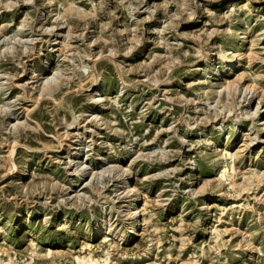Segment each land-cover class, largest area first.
I'll return each instance as SVG.
<instances>
[{"label":"rangeland","instance_id":"374dc122","mask_svg":"<svg viewBox=\"0 0 264 264\" xmlns=\"http://www.w3.org/2000/svg\"><path fill=\"white\" fill-rule=\"evenodd\" d=\"M263 123L264 0H0V264H264Z\"/></svg>","mask_w":264,"mask_h":264},{"label":"bare ground","instance_id":"6f19581e","mask_svg":"<svg viewBox=\"0 0 264 264\" xmlns=\"http://www.w3.org/2000/svg\"><path fill=\"white\" fill-rule=\"evenodd\" d=\"M242 34V33H241ZM241 39H243V38H241ZM245 39V38H244ZM241 42V41H240ZM240 42H238L237 43V47H239V46H241V43ZM240 43V44H239ZM236 47V48H237ZM237 50V49H236ZM237 61V60H236ZM238 63H234V62H229V63H227L226 64V66H225V70H224V72H223V77L225 78V81H226V83H227V86L225 87L226 89H228V88H230V86H233V85H231L229 82H228V77H229V72L231 71V69H234L235 70V68H236V65H237ZM229 66H231V69H228L227 70V68L229 67ZM206 73H209V72H214L215 74L214 75H216V74H218L219 72H218V70L216 69V68H213V69H210L209 70V72L208 71H205ZM55 75V74H54ZM232 75H234V73L232 74ZM55 79V76H52V77H46L45 78V82L46 83H48L49 84V82L51 81V80H54ZM243 93H247V94H250V95H254L255 94V91H254V89H252V88H250V87H244V92ZM91 100H92V103L93 104H95L96 106H98V105H100L101 103H102V100H101V98L100 97H96V94H91ZM259 107V103H257V105H256V108H258ZM94 113H95V111H93V114H92V119L93 120H96L98 117L96 116V115H94ZM263 126H264V123H263ZM29 165H30V163H27L26 164V167L23 169V171H22V173L23 174H25L26 172H27V169H28V167H29ZM79 166H80V168H82L83 169V171H84V173H86L87 172V174L88 175H90V176H95L96 175V173H93L92 172V170L91 169H89L88 168V166H85V165H83V162H81L80 164H79ZM121 169V168H120ZM125 173H126V171H124ZM98 175V174H97ZM126 176L128 177V180H129V178H130V174L129 173H127L126 174ZM125 181V180H124ZM127 185H125L124 187H126ZM126 192L128 193V194H131L132 192H133V189H132V187H126ZM75 196H77V194H75ZM136 201L135 200H133V199H131L130 200V202L129 203H127V205L125 206V208H126V210L128 211V213L126 212V216L127 215H132V218H131V220H133L134 221V227L132 228V230H130V236L132 237V235H134L135 234V232H136V228H137V226L135 225L137 222H138V214H139V212L137 211V207H136ZM131 210H133V212H132V214L130 213V211ZM101 226L99 225V224H96L95 226H94V235L95 234H97V233H100L101 232V228H100ZM118 238H119V240H126L127 239V237H125L124 235H116ZM131 240H132V238H131ZM130 242V241H129Z\"/></svg>","mask_w":264,"mask_h":264}]
</instances>
